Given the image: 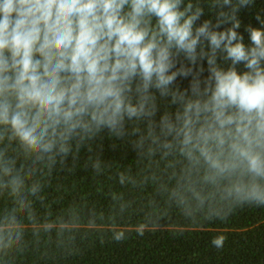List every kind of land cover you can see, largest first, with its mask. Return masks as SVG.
<instances>
[{
    "label": "clouds",
    "instance_id": "9594fccd",
    "mask_svg": "<svg viewBox=\"0 0 264 264\" xmlns=\"http://www.w3.org/2000/svg\"><path fill=\"white\" fill-rule=\"evenodd\" d=\"M253 4L0 0V192L16 205L0 215V252L22 236L18 213H32L41 192L13 153L51 167L105 132L138 156L179 164L168 196L188 219L264 207V17L245 26L248 43L238 31ZM205 13L213 18L201 22Z\"/></svg>",
    "mask_w": 264,
    "mask_h": 264
},
{
    "label": "trees",
    "instance_id": "16d2710c",
    "mask_svg": "<svg viewBox=\"0 0 264 264\" xmlns=\"http://www.w3.org/2000/svg\"><path fill=\"white\" fill-rule=\"evenodd\" d=\"M257 15L264 17V0L238 13L245 43V26L260 27ZM209 18L205 13L201 22ZM189 83L178 78L176 86ZM13 154L41 192L32 198L35 218L18 213L22 236L0 252V264H264V207H238L223 221L186 218L168 196L173 165L179 167L174 161L138 156L107 132L91 142V150L51 167L34 166L18 150ZM121 173L130 178L124 184ZM14 207L12 197L0 192V215ZM114 230H124L125 238L114 240ZM218 235L226 237L222 248L211 243Z\"/></svg>",
    "mask_w": 264,
    "mask_h": 264
}]
</instances>
